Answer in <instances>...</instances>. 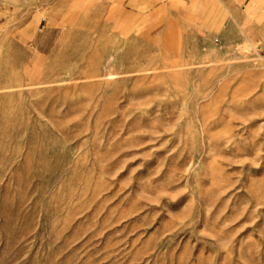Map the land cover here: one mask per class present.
<instances>
[{
  "label": "rangeland",
  "instance_id": "obj_1",
  "mask_svg": "<svg viewBox=\"0 0 264 264\" xmlns=\"http://www.w3.org/2000/svg\"><path fill=\"white\" fill-rule=\"evenodd\" d=\"M257 11L0 0V264H264Z\"/></svg>",
  "mask_w": 264,
  "mask_h": 264
},
{
  "label": "crops",
  "instance_id": "obj_2",
  "mask_svg": "<svg viewBox=\"0 0 264 264\" xmlns=\"http://www.w3.org/2000/svg\"><path fill=\"white\" fill-rule=\"evenodd\" d=\"M243 6L251 5V8L257 9L258 21L253 24H258L257 29L253 28L251 34H253V40L264 39V0H236ZM243 8V7H242Z\"/></svg>",
  "mask_w": 264,
  "mask_h": 264
}]
</instances>
